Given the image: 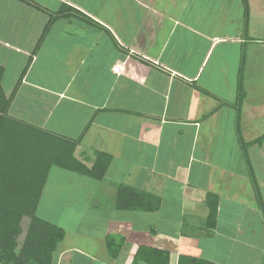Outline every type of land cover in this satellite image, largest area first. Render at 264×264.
<instances>
[{"label":"crops","instance_id":"crops-1","mask_svg":"<svg viewBox=\"0 0 264 264\" xmlns=\"http://www.w3.org/2000/svg\"><path fill=\"white\" fill-rule=\"evenodd\" d=\"M102 1L0 0V66L27 70L11 117L69 138L84 134L75 154L89 167L100 152L113 157L102 181L63 169L76 186L72 206L91 220L66 225L72 242L57 247L56 264H133L141 246L168 251L170 264L182 255L264 264V217L234 106L243 70L241 132L264 134V0H248V19L244 0ZM13 78H3L8 96ZM254 154L264 156V143L249 148L264 199V168H256L264 157ZM119 184L159 197V209L114 207ZM99 194L109 206L96 204ZM209 194L218 197L214 221ZM247 215L263 228L245 227ZM109 235L124 238L117 256L108 253Z\"/></svg>","mask_w":264,"mask_h":264},{"label":"trees","instance_id":"trees-1","mask_svg":"<svg viewBox=\"0 0 264 264\" xmlns=\"http://www.w3.org/2000/svg\"><path fill=\"white\" fill-rule=\"evenodd\" d=\"M244 3L246 5L245 15L248 19V0H244ZM64 12L65 9L58 15H64ZM53 20L54 18H51L48 22L46 31ZM26 72V69L23 70L17 85L8 96L3 85L5 68L0 66V169L3 164L0 174L1 179L6 181V185L0 187V264H56L55 252L59 243L64 240L66 230L52 220L37 214L51 167H59L102 181L105 179L113 157L100 152L97 154L93 166L89 167L75 154L84 134L77 139L69 138L50 131L44 132L11 117L9 114L11 103ZM242 73L243 70H241L237 98L234 103L237 109L236 132L238 143L248 164V174L264 217V199L249 155L250 146L264 143V134L250 141L245 140L242 135L241 115L246 99ZM27 127L28 130L25 132ZM8 168H12V170L6 171L5 169ZM14 170L17 172L15 175ZM11 179L17 180V183H13ZM115 193L116 202L110 204L119 209L155 211L160 207L159 197L126 184L117 185ZM108 203L101 194L96 197L98 206H109ZM207 203L210 209L209 220L214 221L218 213V197L209 194ZM24 218L29 220L25 226ZM123 243L124 238L122 237L115 235L106 237V246L111 256L118 255ZM139 261L146 264H170V253L157 248L141 246L135 255L133 264H137ZM178 264L211 263L182 255Z\"/></svg>","mask_w":264,"mask_h":264},{"label":"rangeland","instance_id":"rangeland-1","mask_svg":"<svg viewBox=\"0 0 264 264\" xmlns=\"http://www.w3.org/2000/svg\"><path fill=\"white\" fill-rule=\"evenodd\" d=\"M113 1L115 2L117 0H113ZM102 2L104 3V1ZM3 54H4V50L2 49L0 50V62L2 61ZM119 71L120 70H117L116 72H119ZM22 72L23 70H6L5 74H7V76L14 77L12 80L15 81L17 77L21 75ZM248 125L249 123L247 124V126ZM261 125L263 124H259V126ZM255 135H258V133H248V134L245 133V140L250 141L251 139L250 137H254ZM232 146H233V143H232ZM226 152L228 153V151ZM253 156L255 160H261L259 158L264 157L262 154L261 156L260 154L258 155L254 154ZM259 166L258 165L256 166L258 173L260 169L264 168L263 164H262L263 167L261 165ZM13 172H14V175L17 173L16 171H13ZM260 178L262 179V175H260ZM11 181L15 184L17 183V180H14V179H11ZM49 183L50 185L47 188L44 187V190L46 189L47 193L43 191L44 195H42V200L37 210V214L39 216H43L44 218L52 220V222L57 223L66 229V239L63 243L60 242L58 245V250H60V248H62L61 246L65 247L66 245L72 242V239L70 238V233H67V232H70L71 228L66 227V225L73 226L75 225V223L76 224L79 223V221H83L85 224H87L89 223L91 219L83 218L84 217L83 214H79L78 213L79 211L75 207L72 206L75 202V198H73L75 195L73 193H75L76 186L74 185L75 183H73V185L71 184V181L69 177L67 176V173L64 172L62 168H59V167L54 168V170L52 171V174L49 177ZM73 188L74 190L72 191ZM238 206L241 207V210H246V211L248 210V208H244L241 205H238ZM256 217L254 215H247L245 219L247 218V220L251 222L246 224L245 227L250 228L251 224L253 223L256 224L255 226L261 227L262 224L259 221V216H256ZM28 222L29 220L27 218H24L23 220L24 226L27 225ZM261 228H263V226ZM249 233L250 231L248 232V234ZM257 233L259 236H261L259 231ZM253 237L256 238V236H253ZM234 259L237 260L236 255L234 256Z\"/></svg>","mask_w":264,"mask_h":264},{"label":"built area","instance_id":"built-area-1","mask_svg":"<svg viewBox=\"0 0 264 264\" xmlns=\"http://www.w3.org/2000/svg\"><path fill=\"white\" fill-rule=\"evenodd\" d=\"M113 68L115 72L120 69L119 65H115Z\"/></svg>","mask_w":264,"mask_h":264}]
</instances>
